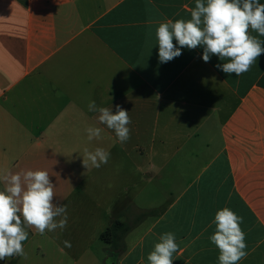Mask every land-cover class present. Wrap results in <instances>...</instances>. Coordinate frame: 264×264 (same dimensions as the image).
Wrapping results in <instances>:
<instances>
[{"label": "crops", "instance_id": "1", "mask_svg": "<svg viewBox=\"0 0 264 264\" xmlns=\"http://www.w3.org/2000/svg\"><path fill=\"white\" fill-rule=\"evenodd\" d=\"M194 7L0 0V174L47 171L68 215L43 235L24 225L26 255L0 264H149L166 232L179 246L173 264H219L210 236L224 207L243 217L238 264H264V53L240 76L215 55L205 63L202 47L161 64L159 23L188 20ZM90 101L129 112L127 142ZM88 126L102 138L88 141ZM85 147L108 150V163L86 169ZM115 221L128 227L117 249L102 239Z\"/></svg>", "mask_w": 264, "mask_h": 264}, {"label": "clouds", "instance_id": "2", "mask_svg": "<svg viewBox=\"0 0 264 264\" xmlns=\"http://www.w3.org/2000/svg\"><path fill=\"white\" fill-rule=\"evenodd\" d=\"M190 17L159 23L156 39L161 64L179 57L182 48L202 47L205 63L215 55L224 61L216 65L218 69L240 76L264 53V41L250 34L251 30L264 37V3L260 0H195ZM115 108L113 112L112 108L98 107L95 101L88 105L89 111L99 113V123L114 130L119 142L125 143L130 139L131 118L120 105ZM85 131L88 141L102 138L100 127L88 126ZM82 157L86 169L100 168L108 163L110 152L102 147L92 151L85 147ZM0 182L4 184L0 190V260L26 255L23 242L28 232L24 225L34 227L41 235L46 230L52 232L67 227V205L54 202V184L47 171L21 170L14 174L5 171L0 174ZM242 222L243 217L227 207L216 212L213 221L216 231L210 241L219 250V264H238L246 258ZM64 245L71 247V242L65 240ZM178 248L175 234L163 233L148 254L149 264H173V254Z\"/></svg>", "mask_w": 264, "mask_h": 264}, {"label": "trees", "instance_id": "3", "mask_svg": "<svg viewBox=\"0 0 264 264\" xmlns=\"http://www.w3.org/2000/svg\"><path fill=\"white\" fill-rule=\"evenodd\" d=\"M128 232V227L120 221H115L112 225L104 232L102 239L114 246L115 249L119 248V243Z\"/></svg>", "mask_w": 264, "mask_h": 264}]
</instances>
